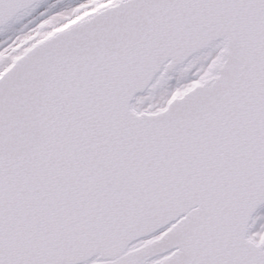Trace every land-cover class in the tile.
<instances>
[{
    "label": "snow or ice",
    "instance_id": "1",
    "mask_svg": "<svg viewBox=\"0 0 264 264\" xmlns=\"http://www.w3.org/2000/svg\"><path fill=\"white\" fill-rule=\"evenodd\" d=\"M0 264H264V0H0Z\"/></svg>",
    "mask_w": 264,
    "mask_h": 264
}]
</instances>
